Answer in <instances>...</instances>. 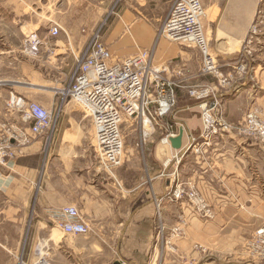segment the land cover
Masks as SVG:
<instances>
[{
    "label": "crops",
    "instance_id": "0c3cea01",
    "mask_svg": "<svg viewBox=\"0 0 264 264\" xmlns=\"http://www.w3.org/2000/svg\"><path fill=\"white\" fill-rule=\"evenodd\" d=\"M4 2L7 4L8 0ZM171 2L121 0L120 7L124 14L121 21L124 24L123 18L129 20L131 14H153L163 11L162 8L166 6L167 12ZM258 2L210 0L205 3L208 4L206 11L210 13V19L205 20L208 26L203 24L204 33L210 52L219 60L235 57L247 38ZM154 18H135L124 25L119 43L121 46L118 47L121 54H112L117 58H125L135 54L139 48L153 45L156 35ZM59 22L61 41L67 47H60V36L52 39L51 43L56 44V53L61 51L63 60L67 61L68 54L71 59L77 57L88 36L81 35L76 26L68 27ZM12 23L18 26L19 34L25 38L33 32L43 36L48 25L53 22L48 20L43 23L41 19L12 22L10 19L6 23L0 17V79L13 85L7 91L2 90L5 94L0 93V109L4 108L8 92L17 93L14 89L20 87L14 72L24 62L30 64L19 49L20 45L9 40L12 27L16 28ZM188 49L196 50L161 39L156 43L154 53V64H175L178 60L176 63L184 64L188 76L184 86L176 91L175 111L166 120L169 124H177L184 131L179 151L174 150L170 143L161 142L163 134L160 127L145 134L124 133L123 164L107 170L91 148L90 120L84 117L79 108L68 103L63 107L53 148L49 152L44 149L42 142H36L24 157L16 160L10 170L0 168V192L4 195L0 212L9 214L4 216L3 221L16 224L19 228V243L13 245L10 235L6 231L0 232L5 233L2 235L4 241L0 240V253L5 254L0 264H16L14 254L22 249L28 257L25 264H40L43 261L46 264H144L155 245L156 231L159 232L160 228L164 230L166 220L170 217L169 196L174 172L176 176L182 174L202 194L208 193L206 198L218 210L211 225L218 223V230L221 214L224 213L227 214L229 226L232 219L238 221L244 213L263 219L257 214L264 209V146L233 132L216 136L208 147L203 145L200 108L188 97L186 87L208 84L212 80L196 76L199 63L192 60V53L188 55ZM196 56L197 61L200 60L197 50ZM47 66L51 71L55 70L49 63ZM42 67L37 63L31 64L30 73L36 77V81L28 85L35 94H18L52 110L56 102L50 85H55V80L48 78ZM260 76L262 80H252L248 74L245 81L238 83L239 91L224 95L222 111L225 122L233 127L239 126L246 114L257 105L262 108L264 119V74ZM43 94L48 95L49 99H45ZM127 122L130 127L136 123L134 119L125 118L124 123ZM180 127L175 132L177 135ZM86 129L89 130L87 136L83 134ZM191 138L196 139L194 143ZM191 144L200 147L199 153L193 150L185 153ZM175 156H181L178 165L175 164ZM32 190L36 192L31 210L29 201ZM64 206L78 209L90 227L88 235L65 236L56 227L51 212ZM238 206L241 209L233 210ZM157 218L162 220L163 226H158ZM25 242L26 247L23 246Z\"/></svg>",
    "mask_w": 264,
    "mask_h": 264
},
{
    "label": "built area",
    "instance_id": "2783aa9c",
    "mask_svg": "<svg viewBox=\"0 0 264 264\" xmlns=\"http://www.w3.org/2000/svg\"><path fill=\"white\" fill-rule=\"evenodd\" d=\"M260 14L261 10H258L257 19L261 18ZM203 16L200 0H173L152 47L138 50L125 58H117L110 52L103 40V24L90 32L82 28L81 33L88 38L78 57H75L76 65L69 79H59L52 86L56 102L52 110L15 92L8 94L4 108L0 109V168L10 170L36 142H42L44 148L54 142L59 117L68 103L79 108L90 120L94 130L91 148L107 170L123 164L121 124L125 118L140 122L142 130L146 126L148 130L160 127L163 134L161 142L169 144L170 138L177 136L175 132L180 126L169 124L166 120L173 115L177 106L176 91L184 86L188 76L184 65L172 62L154 65L155 46L161 39L196 49L200 54L196 76L212 80L208 84L186 87L188 97L200 108L203 145L210 146L216 136L229 131L223 117V98L226 93L238 91V83L247 79L248 60L252 57L251 34L256 30V24L252 25L249 36L234 58L219 60L210 52ZM61 33L58 24L50 23L43 36L33 32L24 38L22 52L26 57L49 63L61 72L63 62L56 54L58 47L51 43ZM260 115L259 108L253 107L237 126L236 132L247 140L264 145V120ZM191 140L194 143L196 139ZM190 150L199 153L200 147L191 144L185 153ZM180 160L181 156H175L176 165ZM183 195L184 191L180 189L173 192L177 199ZM187 196L196 200L194 194ZM199 201L202 204V200ZM205 214L212 217L209 210ZM51 218L65 236H85L91 232L74 206H64L51 212ZM162 232L160 228L159 234L162 235ZM256 244L254 246L261 249L259 252L263 257L264 225L256 232Z\"/></svg>",
    "mask_w": 264,
    "mask_h": 264
},
{
    "label": "rangeland",
    "instance_id": "374dc122",
    "mask_svg": "<svg viewBox=\"0 0 264 264\" xmlns=\"http://www.w3.org/2000/svg\"><path fill=\"white\" fill-rule=\"evenodd\" d=\"M4 1L5 0H0V17L2 18V21L6 23L10 19H12V22L15 20L17 21L19 19H23V21H36L41 19L43 23L44 21L48 22L49 20L56 24L60 23L59 21H61L65 26H76L80 31L82 28H87L89 32L103 24V40L108 46L109 50L111 49L110 52H116L118 53V56L119 54H121L120 49H118V47L121 46L119 45V43L120 38L123 35L124 25L131 23L132 20L135 18L138 19L142 17H155V31L157 33L166 15L165 10L168 8L167 6L163 7V11L160 10L159 12L153 14H128L130 19L127 20L123 18V24L121 19L124 14L120 7L121 0H8L7 4ZM207 1L210 0H201L202 6L204 8V16L202 22L203 24H206V26L208 25L207 23H205V20L207 18L210 19V13L206 11V7L208 6V4L205 3ZM14 9L16 10L14 11ZM258 10H261V18L259 19L256 18ZM53 19L55 21H53ZM12 24L13 26H16V28L12 27L11 36L9 40L14 44H19V49L22 51V42L24 38L19 34L18 26L15 25V23ZM253 24H256V30L251 34L252 38L250 47L252 57L248 60V74L250 75L252 80H254L255 78L256 80H262V76L260 75L261 73L264 74V0H259L258 2V6L255 11L254 19L251 23L250 29ZM206 26L205 28H207ZM250 29L248 31L247 37L249 36ZM25 34L27 35L28 33L26 32ZM80 34L82 35L81 32ZM61 39L62 38L60 36L58 38V41H60V47H62V49L64 47L66 48L67 46H64L62 44ZM72 47L77 51L74 46ZM150 47H152V45L145 49H148ZM241 47L239 48V50L241 49ZM139 49H137L136 52ZM191 53L192 60H194L198 64L200 60L197 61L196 50L188 49V55ZM56 54L58 55L59 60L63 62L61 72H58L56 74L54 72L57 71H51V69L47 66L48 63L45 64L43 61L25 57V60L29 61L28 63L30 64L28 65L25 64L27 62H24V64H22L20 68L18 67L19 69L14 72V77H17L16 80L17 82H19L20 85L19 88L14 89L17 92L16 94H18V92L21 94H26L27 96L35 94L33 91L29 90L31 87L28 85L31 83V81H36V77L32 76V74L30 73L32 70L31 64L33 65V63H37L44 66L42 67V69H45L43 70L46 71L45 75H47L48 78H51L52 81L55 80V83L59 79H69L70 74L72 73V70L75 68L76 65L75 58L72 57L71 59L70 55L68 54V56H66L68 57L67 61H65L63 60L64 57H62L63 53L61 51H58ZM78 55L79 53L76 54L77 57ZM30 59L33 62L30 61ZM176 61L175 64L184 65L183 63L180 64L179 62L176 63ZM52 62L55 63V60H52ZM154 65L159 66L157 64ZM256 71L257 73L255 74ZM12 86L13 85L6 83L5 80L0 79L1 94H5V92H3L2 90L7 91V89ZM50 87H52V85H50ZM8 93H10V91ZM43 97L45 99H49L48 95L46 94H43ZM254 107L259 108L261 113L260 117L262 120H264L262 117L263 112L260 105ZM60 118L61 116L59 117V120ZM226 124L229 126L228 132L237 133V126L233 127L227 121ZM123 125L125 127H123ZM92 128H90V131L92 132L91 140L94 143V133L93 130H91ZM88 131L89 130L87 129L83 130V134L87 136ZM146 131L148 132L151 130H148L146 128L145 130H142L140 122L134 123L132 127L129 126L128 122L124 123L123 121V123L121 124L122 138L124 133L125 135H129V133L139 134ZM128 138L130 139L129 136ZM250 142L257 145H261L251 140ZM52 148L53 142L45 146L44 149L49 152ZM37 183L38 180H36V184ZM172 185L173 188L169 196L171 202L170 217H168V219L166 220V227L164 226L162 235L156 231V235L154 237L155 245L153 246L151 255L148 257L146 262H144V264H264V256L261 257V253L259 252L261 249H257L254 246L257 245L256 232L261 228V226L264 225V209H261V213L257 214L260 215L261 218H263L262 220L256 219L255 217H251L247 213H244L241 217H239L238 221H233L232 219V223L230 226L227 220V214H221V221L219 223L218 230V223H215V226L211 225L213 220L217 216L218 210L217 207L215 208L212 204H210L209 199L206 198L208 194L207 192L205 194H202L201 190H198L193 184L188 183L185 178L182 177V174L176 176L175 172L174 178L172 180ZM37 187L38 186H36V188ZM175 189H180L184 191V195L182 196V198L177 199L173 196V192ZM35 192L36 190L33 191L32 195L30 196L31 201L29 202L31 205V210L33 206V200L35 198ZM189 194H194L196 196V200L188 199L187 195ZM3 197L4 195L0 192V209H2L1 203L3 201ZM199 199L202 200V204L200 203ZM202 206H204L205 209L202 210ZM236 208H239V206L235 207L233 210H235ZM206 210H209L211 212V218L207 217V215L205 214ZM6 215L9 214L5 212H0V232L3 233L4 231H6V233L10 235V239L13 241L12 245L17 244L19 243V228L16 224L14 225L11 223H7V221H3V218H5L4 216ZM157 224L160 227L163 226L164 223L162 222V220L157 218ZM1 233L0 240L4 241L2 235H4L5 233ZM25 245H27L26 242L23 244V246ZM4 256L5 254L0 253L1 260L4 259ZM13 260L14 262H16V264H25L28 261L27 253L25 252V250L22 249L21 252L19 251L14 254Z\"/></svg>",
    "mask_w": 264,
    "mask_h": 264
},
{
    "label": "water",
    "instance_id": "95a60500",
    "mask_svg": "<svg viewBox=\"0 0 264 264\" xmlns=\"http://www.w3.org/2000/svg\"><path fill=\"white\" fill-rule=\"evenodd\" d=\"M184 131L181 129L176 137L170 138V145L171 147L179 151L181 149V144H182V138H183Z\"/></svg>",
    "mask_w": 264,
    "mask_h": 264
},
{
    "label": "bare ground",
    "instance_id": "6f19581e",
    "mask_svg": "<svg viewBox=\"0 0 264 264\" xmlns=\"http://www.w3.org/2000/svg\"><path fill=\"white\" fill-rule=\"evenodd\" d=\"M35 33V32H34ZM36 33H38V32H36ZM31 34H33V33H31ZM31 34H29L28 36H30ZM27 36V37H28ZM26 38V37H25ZM139 50H141V49H139ZM138 52V51H137ZM23 53V52H22ZM23 55H24V53H23ZM114 56V55H113ZM164 65V64H163ZM147 122V121H146Z\"/></svg>",
    "mask_w": 264,
    "mask_h": 264
}]
</instances>
